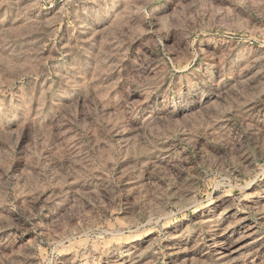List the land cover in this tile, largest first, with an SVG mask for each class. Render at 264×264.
Returning <instances> with one entry per match:
<instances>
[{"label": "rangeland", "instance_id": "rangeland-1", "mask_svg": "<svg viewBox=\"0 0 264 264\" xmlns=\"http://www.w3.org/2000/svg\"><path fill=\"white\" fill-rule=\"evenodd\" d=\"M0 264H264V0H0Z\"/></svg>", "mask_w": 264, "mask_h": 264}, {"label": "bare ground", "instance_id": "bare-ground-1", "mask_svg": "<svg viewBox=\"0 0 264 264\" xmlns=\"http://www.w3.org/2000/svg\"><path fill=\"white\" fill-rule=\"evenodd\" d=\"M226 253H228V252H226Z\"/></svg>", "mask_w": 264, "mask_h": 264}]
</instances>
